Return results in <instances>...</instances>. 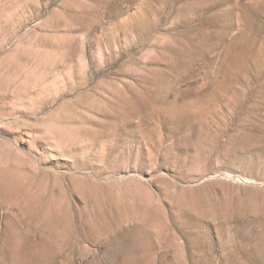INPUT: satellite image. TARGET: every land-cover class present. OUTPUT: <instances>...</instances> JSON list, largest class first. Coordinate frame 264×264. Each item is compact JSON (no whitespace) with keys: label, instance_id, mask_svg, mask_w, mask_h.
<instances>
[{"label":"rangeland","instance_id":"obj_1","mask_svg":"<svg viewBox=\"0 0 264 264\" xmlns=\"http://www.w3.org/2000/svg\"><path fill=\"white\" fill-rule=\"evenodd\" d=\"M0 264H264V0H0Z\"/></svg>","mask_w":264,"mask_h":264}]
</instances>
